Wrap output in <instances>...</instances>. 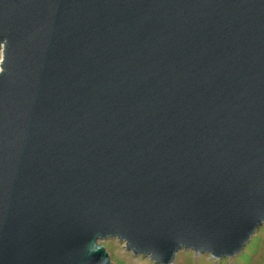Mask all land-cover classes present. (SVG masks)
Listing matches in <instances>:
<instances>
[{
    "label": "water",
    "instance_id": "water-1",
    "mask_svg": "<svg viewBox=\"0 0 264 264\" xmlns=\"http://www.w3.org/2000/svg\"><path fill=\"white\" fill-rule=\"evenodd\" d=\"M0 264L222 259L264 224V0H0Z\"/></svg>",
    "mask_w": 264,
    "mask_h": 264
},
{
    "label": "rangeland",
    "instance_id": "rangeland-1",
    "mask_svg": "<svg viewBox=\"0 0 264 264\" xmlns=\"http://www.w3.org/2000/svg\"><path fill=\"white\" fill-rule=\"evenodd\" d=\"M99 242L104 245L114 264H156L148 257L132 254L116 238H106ZM172 264H264V224L256 229L245 247L231 257L216 259L209 254L180 250Z\"/></svg>",
    "mask_w": 264,
    "mask_h": 264
}]
</instances>
